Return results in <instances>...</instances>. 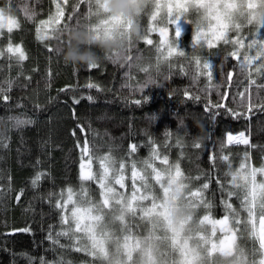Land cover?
<instances>
[{"label": "trees", "instance_id": "obj_1", "mask_svg": "<svg viewBox=\"0 0 264 264\" xmlns=\"http://www.w3.org/2000/svg\"><path fill=\"white\" fill-rule=\"evenodd\" d=\"M77 2L60 0L64 17L59 24L42 27L41 21L56 14L54 0H28L35 13L31 20L17 11L23 0H11L13 15L21 23L11 34L12 43L23 47L27 59L18 62L7 54L0 58V264H85L92 259L74 250L73 239L58 235L67 226L61 220L64 213L56 207L66 200L69 188L77 199L82 189L93 200L100 199L96 180L80 178L81 161L88 158L82 154L85 143L95 175L101 171L100 160L108 156L117 169L124 163L129 175L133 164L150 171L144 163L148 161L158 170L179 165L192 190L208 183L203 195L211 206L199 207L198 218L210 210L216 218L232 211L238 219L246 216L242 201L229 196L225 168L242 163L264 167V109L259 107L264 104V88L250 87V103L256 105L250 111L248 93L244 98L239 95L248 85L247 74L228 55L230 45L193 51L194 25L189 23L179 42L186 55L166 56L158 43L159 33L150 30L152 25L144 17L142 24L154 43L137 42L130 48L129 64L107 59L96 67L65 64L61 49L66 45L57 39L58 31L98 23L95 15H88L85 3L72 14ZM5 3L0 0V6ZM235 23L241 26L246 42L257 38L259 16L251 23ZM40 35L48 38L41 40ZM7 36L5 32L0 38V48L7 45ZM196 58L213 65L211 79L201 74ZM229 72L233 73L230 81ZM17 120L30 123L17 124ZM194 120L203 126L202 144L193 143L198 133ZM236 134H243L248 143H230L228 136ZM154 151L159 158L153 156ZM225 155L227 161L222 159ZM164 156L168 165L161 163ZM38 173L41 179L33 186ZM150 183L149 191L161 199L163 191ZM225 203L233 209H226ZM114 213L115 209L106 210V220ZM129 223L134 235H147L146 222L131 218ZM239 244L246 264H260L264 259L258 243L253 253L250 234H238L237 249ZM172 258L165 255L169 264Z\"/></svg>", "mask_w": 264, "mask_h": 264}, {"label": "snow or ice", "instance_id": "obj_2", "mask_svg": "<svg viewBox=\"0 0 264 264\" xmlns=\"http://www.w3.org/2000/svg\"><path fill=\"white\" fill-rule=\"evenodd\" d=\"M67 2L68 0H64L65 4ZM81 3L87 5L88 15L99 17V10L94 5L93 0H78L72 6V14L79 11ZM262 5H264V0H246V14L242 13V15H245V18L251 23L252 20L258 18L257 10ZM236 8L237 0H153V3L144 11L143 15L147 17L148 22L152 25L150 30L159 33L160 39L158 43L160 46H163L166 56H172L174 53L181 56L186 54L180 48L179 42L184 33V26L189 24V22L194 25V33L192 35L193 51H195L197 44L201 48L207 47V49L218 48L221 44L225 46L230 45L231 50L228 55L237 61L240 71L247 74L248 85L244 87V91L239 93V95L244 98L245 94L248 93L246 98L249 100L248 106L251 111L256 105L250 103V87L255 85L258 89L264 88V36L260 35V30L264 29V17H259V27L256 31L257 38L246 42L247 37L239 31L241 26L235 23L234 12ZM56 9L55 16L50 17L48 21L40 22L42 27L60 23V20L64 17V8L57 2ZM192 9H203L202 21L197 18L199 15L198 12L188 15ZM17 11L22 12L28 20H31L35 15L28 0H23V3ZM110 22V19H100L98 23L90 26V30L96 32L98 36L101 28L107 33V26ZM120 22L131 24L132 20H121ZM20 27L19 17L13 15L11 0H6L5 5L0 6V38H3L5 32H7L8 43L5 47L0 48V58H3L7 54L9 59L15 57L18 62L27 59L23 47L19 44L14 45L12 43L11 34ZM40 31L41 29L38 28L37 32L39 33ZM148 32L149 30L145 29L144 40L146 44L152 45L154 42L149 37ZM230 33H235V35H230ZM38 38L43 40L48 37L46 35H40ZM253 49H255L254 53L252 52ZM242 50H244L243 55H241ZM195 63L198 67H201V74H206L209 79L212 78L213 65L211 63L204 60L201 64L199 58H196ZM96 66L92 65L90 67ZM203 70L207 71L204 72ZM232 75L233 73H228L227 78L229 81L232 79ZM87 86L93 87L94 85L89 84ZM224 98L221 97L222 100ZM4 99H7V97H4ZM196 99H199V97H196ZM74 102L79 103L78 100ZM217 106L219 107L220 105ZM259 107L264 109V104L259 105ZM24 123H30V121L17 120V124ZM232 139L233 137L229 135L228 140L231 141ZM243 143L247 144L248 141L245 139ZM135 150L136 147L133 145L132 151L134 152ZM82 154L88 158L82 159L81 161L80 178L83 181H89L93 179L94 174L91 168L93 161L87 143L83 146ZM153 156L159 158V154L155 151L153 152ZM222 159L227 161L228 156L225 155ZM144 163L147 168L151 169V177L145 176L144 169H137L135 164L132 165L129 175L125 171L126 165L124 163L119 165L118 170H116L117 174H113L112 163L108 156H104L99 164L101 171L95 175V180L100 189V199L98 201L93 200L90 194L82 189L78 194L80 203L76 205L73 200V190L69 188L66 200L57 202L56 207L64 213L61 217L62 223L67 226L58 235L67 236L69 229L73 230L76 234L82 232L87 234L89 242L86 245L81 246L78 238L73 239L74 250L76 252H84L85 255L92 258L90 261H86L85 264H97L98 259L108 255L110 249L106 245V241L117 238L112 231L111 225L115 221L127 224V214L129 212H134L140 218L153 213L167 214L163 203L160 202V197L153 195L149 191L152 186L150 181L155 180L158 182L161 178V170L153 167L148 161ZM161 163L168 165V157L164 156L161 159ZM86 166L87 170H85ZM174 168L176 177H181L183 173L179 165H175ZM164 170L171 172V169L168 168ZM258 174L264 175V167L251 168L249 190L242 202V207L247 213L246 216L238 219L237 213L232 211L221 218L212 219L207 215L203 217V221H208L214 225V228L219 227L221 232L227 233L220 240L219 245H212L210 255L215 252L226 253L229 249H232L234 241L238 239V234H250L252 236L254 241L253 253L256 251L255 244L257 243L259 248L264 249V183H257ZM41 176V173L35 176L32 181L33 186L37 184ZM245 180H248L247 176ZM208 187L209 184L204 183L200 188L190 190L187 197L188 203L196 206L205 205L210 207L211 204L203 195L204 190L208 189ZM231 195L233 194L229 191V196ZM163 196L165 199L167 198V188L163 189ZM145 201H148V203H145ZM68 205H72V207L69 209ZM225 208L231 210L233 209V205L231 203H225ZM113 209H115V212H119V215H112L110 220H106L105 211ZM230 217L231 224L229 225ZM239 225H242V227H237ZM123 231L125 234L117 238V243L135 248L139 244V239L137 235H134L133 229L127 227ZM133 258L123 255L121 257V264H132ZM186 264H191V261L186 260ZM237 264H246L243 252H240L237 256ZM260 264H264V259L260 261Z\"/></svg>", "mask_w": 264, "mask_h": 264}, {"label": "clouds", "instance_id": "obj_3", "mask_svg": "<svg viewBox=\"0 0 264 264\" xmlns=\"http://www.w3.org/2000/svg\"><path fill=\"white\" fill-rule=\"evenodd\" d=\"M93 3L99 10L98 22L100 19H110L111 22L107 26L108 31L105 33V30L101 28L98 36L96 32L90 30L89 26L85 25L60 29L57 39L62 38L65 41L66 46L61 49L64 63L90 67L107 59L117 64H129L131 62L130 48L144 39L143 14L153 3V0H93ZM5 10L7 11V9ZM257 11L259 17H264V5ZM194 12L199 13L197 18L202 21L203 9H192L188 15H192ZM242 13L246 14V0H237L235 19L240 16L245 17ZM129 19L132 20L131 24L120 22ZM203 49L197 44L195 51ZM177 56L184 57L179 54ZM158 86L162 87V85ZM193 123L198 129L197 135L193 137V143L202 144L204 140L203 126L196 120ZM251 168L242 163L238 167L226 166L224 171L230 191L242 202L249 190ZM112 169L113 174H117L116 170L118 169L115 161L112 162ZM168 169H171V172L161 169V178L158 182L151 180L154 188H160L162 191L164 188L168 189L167 198L162 196L160 199L167 214L153 213L140 218L134 212H129L127 224L119 221L113 222V225H118V228L112 227L117 238L125 234L123 231L125 228L131 227L129 223L131 218L146 222L149 225V231L143 237L137 236L139 244L135 248L118 244L117 238L106 241V245L110 249L109 253L106 257L98 259L97 264H121L123 255L134 257L132 264H149V261L150 264H169V260L165 259L166 254L169 258L175 254V258L171 259V264H186V260H190L191 264H237L238 253L235 244L230 257L220 252L210 255L212 245H219L220 240L227 233L221 232L219 227L214 228V225L208 221H203L205 215L212 219L216 218L213 210L206 211L198 218V208L203 206L207 209L208 206L192 207L187 199L189 191L192 190L189 181L184 175L176 177L174 166L169 165ZM144 175L151 177V170H144ZM246 176L248 180H245ZM92 180H95V174ZM257 183H264V175H257ZM73 200L76 205L80 203L74 193ZM113 215H119V212H115ZM230 224L231 217L229 218ZM67 236L70 239L78 238L79 242L84 245L89 242L87 234L83 232L77 235L69 229ZM165 249L167 253H165Z\"/></svg>", "mask_w": 264, "mask_h": 264}, {"label": "rangeland", "instance_id": "obj_4", "mask_svg": "<svg viewBox=\"0 0 264 264\" xmlns=\"http://www.w3.org/2000/svg\"><path fill=\"white\" fill-rule=\"evenodd\" d=\"M59 1L60 0H56V3L58 2L59 3ZM241 20H247L245 17H243V16H240V17H237L236 19H235V22H239L240 23V21ZM248 21V20H247ZM249 23V22H248ZM186 27H187V25H185L184 26V30L186 29ZM262 36H264V29H262ZM246 139V137L243 135V134H241V137H240V139H239V141L238 142H234L235 144H237V143H241V142H243V140H245ZM232 143V142H231ZM85 170H87V167H86V169ZM236 243H237V240L236 241H234V244H235V247H237L236 246ZM236 250H237V253H238V255H239V253L240 252H242V246L239 244L238 245V249L236 248ZM243 254H244V256H245V259H247V257H246V254L243 252ZM223 255H225V256H232V249H229L226 253H223ZM248 260V259H247Z\"/></svg>", "mask_w": 264, "mask_h": 264}, {"label": "bare ground", "instance_id": "obj_5", "mask_svg": "<svg viewBox=\"0 0 264 264\" xmlns=\"http://www.w3.org/2000/svg\"><path fill=\"white\" fill-rule=\"evenodd\" d=\"M232 137H233V139L230 142H232V143L238 142L240 137H241V134L233 135Z\"/></svg>", "mask_w": 264, "mask_h": 264}]
</instances>
